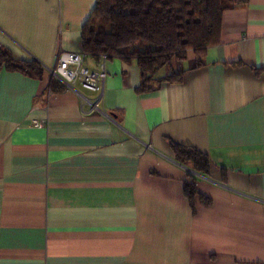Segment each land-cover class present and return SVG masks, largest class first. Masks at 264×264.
I'll list each match as a JSON object with an SVG mask.
<instances>
[{
    "label": "crops",
    "instance_id": "0c3cea01",
    "mask_svg": "<svg viewBox=\"0 0 264 264\" xmlns=\"http://www.w3.org/2000/svg\"><path fill=\"white\" fill-rule=\"evenodd\" d=\"M95 1L0 0V49L44 70L0 63V264H264V0L225 10L216 45L172 62L179 81L139 93L135 60L85 59L101 93L51 91Z\"/></svg>",
    "mask_w": 264,
    "mask_h": 264
},
{
    "label": "trees",
    "instance_id": "16d2710c",
    "mask_svg": "<svg viewBox=\"0 0 264 264\" xmlns=\"http://www.w3.org/2000/svg\"><path fill=\"white\" fill-rule=\"evenodd\" d=\"M245 0H96L82 26V45L86 59L99 62L102 56L135 60L140 70L139 93L153 91L163 81H179L183 69L171 70L189 54L200 58L220 40L222 13ZM200 64V60H197ZM0 63L28 76L41 78L43 67L36 61H16L0 49ZM162 69L170 72L160 75ZM51 91L66 86L58 79L49 82ZM178 162L194 172L207 173L206 154L193 147L173 145ZM190 200L197 193L193 179L186 181ZM206 203L208 200L204 199Z\"/></svg>",
    "mask_w": 264,
    "mask_h": 264
},
{
    "label": "built area",
    "instance_id": "2783aa9c",
    "mask_svg": "<svg viewBox=\"0 0 264 264\" xmlns=\"http://www.w3.org/2000/svg\"><path fill=\"white\" fill-rule=\"evenodd\" d=\"M86 54L80 52L60 51L57 54L55 64L48 69L51 74L61 80L66 86L71 87L74 83H80L84 88L101 93L105 78L103 66L100 70H91L85 66ZM106 57L102 56L101 60ZM98 101L94 104L97 107ZM33 125L36 127L44 126L43 121L34 120Z\"/></svg>",
    "mask_w": 264,
    "mask_h": 264
}]
</instances>
